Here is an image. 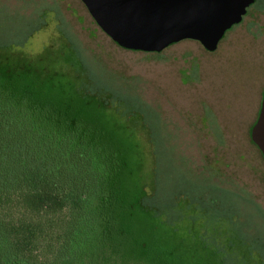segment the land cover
Returning <instances> with one entry per match:
<instances>
[{
	"label": "rangeland",
	"instance_id": "rangeland-1",
	"mask_svg": "<svg viewBox=\"0 0 264 264\" xmlns=\"http://www.w3.org/2000/svg\"><path fill=\"white\" fill-rule=\"evenodd\" d=\"M253 22L213 52L188 40L142 53L117 46L80 0H0V86L31 80L87 126L97 166L113 171L125 263L218 264L204 230L218 216L264 250V159L249 138L264 14Z\"/></svg>",
	"mask_w": 264,
	"mask_h": 264
},
{
	"label": "trees",
	"instance_id": "trees-1",
	"mask_svg": "<svg viewBox=\"0 0 264 264\" xmlns=\"http://www.w3.org/2000/svg\"><path fill=\"white\" fill-rule=\"evenodd\" d=\"M168 47L121 48L157 54ZM15 79L9 88L0 86V264H134L115 249L120 239L109 187L113 171L97 166L87 126L65 116L70 109L57 105L49 91L27 79L21 83L31 87L20 91ZM263 117L264 90L249 128L257 148ZM215 220L204 230L217 235L209 245L217 250L218 264H264V250L233 231L228 219ZM171 222L180 223L176 216ZM226 222L230 227L218 236ZM188 223L197 226L195 220Z\"/></svg>",
	"mask_w": 264,
	"mask_h": 264
},
{
	"label": "water",
	"instance_id": "water-1",
	"mask_svg": "<svg viewBox=\"0 0 264 264\" xmlns=\"http://www.w3.org/2000/svg\"><path fill=\"white\" fill-rule=\"evenodd\" d=\"M99 29L117 46L158 51L194 40L216 49L254 0H80ZM264 156V117L258 130Z\"/></svg>",
	"mask_w": 264,
	"mask_h": 264
},
{
	"label": "flooded vegetation",
	"instance_id": "flooded-vegetation-1",
	"mask_svg": "<svg viewBox=\"0 0 264 264\" xmlns=\"http://www.w3.org/2000/svg\"><path fill=\"white\" fill-rule=\"evenodd\" d=\"M258 14L259 15L264 14V0H254L249 6H247L245 8L244 14L241 16V20L238 23L234 24L231 28H229L225 32V34H224L222 39L225 40L227 37H229V34H231L234 31V29L239 27V26H241V27L244 26V29L247 30L248 32H250L253 27L257 26L253 21H254V18L256 17V15H258ZM222 39L220 40V42L222 41ZM183 41H188V40H182L180 42H183ZM189 41H194V40H189ZM180 42H177V43H175L173 45H176V44H178ZM220 42L218 43L216 49L218 48ZM173 45H170L169 47H171ZM263 90H264V85H263V87L261 88V91H260V99H261V94H262ZM259 103H260V101H259ZM258 108H259V106H258Z\"/></svg>",
	"mask_w": 264,
	"mask_h": 264
}]
</instances>
